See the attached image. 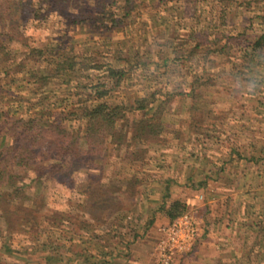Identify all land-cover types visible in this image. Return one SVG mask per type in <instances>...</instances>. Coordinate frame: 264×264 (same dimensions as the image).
Masks as SVG:
<instances>
[{
    "label": "trees",
    "instance_id": "16d2710c",
    "mask_svg": "<svg viewBox=\"0 0 264 264\" xmlns=\"http://www.w3.org/2000/svg\"><path fill=\"white\" fill-rule=\"evenodd\" d=\"M13 1L12 9L24 18L42 19L56 14L67 30L90 25L122 36L129 30L135 9L143 4L141 0ZM168 1H162L163 6ZM189 4H194V9L202 8L197 1L181 0L182 13ZM1 8L0 4V249L6 255H14L16 251L8 242L11 234L38 232L35 220L38 210L32 196L39 195V186L52 181L57 174L72 176L84 172L92 176L79 204L87 220L83 216L76 220L87 237L81 239L85 238L84 243H88L86 249L75 252L82 257L79 264H117L116 259L127 257V246L141 239L152 226L158 212L171 221L186 211L181 201L169 200L170 186L176 182L174 177L148 179L150 175L142 173L145 177L132 175L121 185L102 182L109 172L105 166L113 165L108 155L112 151L125 165L145 164L149 148L142 146L164 145L170 135L176 140L181 137L180 129L165 117L170 100H189L187 124L197 135L201 133L200 120L208 114L199 105L204 101L200 89L226 79V90L234 88L232 83L248 86L247 99L254 103L250 109L264 119V29L260 27L264 23H259V29L252 32L242 28L229 34L219 33V26H225L220 20L214 23L211 33L205 27L190 28L187 40L195 42L190 53L206 44L201 49L205 56L202 64H209L202 69L205 71L183 74L179 89L173 88L164 96L156 90H147L143 95H133L123 101L111 99V93L125 80L126 64H130L132 54L131 48H123V37L112 39L113 56L108 61L88 58L86 48L73 47L71 39H65L64 34L58 37L61 40L58 42L47 40L28 45L11 33L9 29L16 25H8L7 21L16 23L15 19L6 17L7 12L5 14ZM220 11L219 17H223V10ZM156 20L163 28L169 26L166 38L172 39L175 32L171 33V29L175 27H171L168 15ZM211 34L212 45H208ZM12 40L24 48L17 51L19 55L9 50L8 42ZM161 46L175 49L170 41ZM211 55L223 57L224 61L216 63ZM99 73H103L102 78H97ZM256 124L264 130V124ZM262 134L252 136L244 149L235 146L227 153L228 162L232 159L238 163L242 159L252 167L245 174V192L253 201L246 208L238 230L242 229L244 235L254 234L251 247L256 248L244 250L234 264L248 263L252 254L260 257L256 264L264 260V132ZM228 162L225 160L223 164ZM224 170L223 166L213 174H224L235 184L236 174L224 173ZM185 180L193 182V173H188ZM139 184L144 187L139 189ZM204 185L205 181H199L196 187ZM32 186L34 192L29 194L27 191ZM152 195L157 197L152 199ZM125 199L129 201L128 208L122 207ZM257 204L260 209H255ZM47 239L41 247L45 250V264H51L60 257L52 250L49 235ZM122 243L125 248L120 247Z\"/></svg>",
    "mask_w": 264,
    "mask_h": 264
},
{
    "label": "rangeland",
    "instance_id": "374dc122",
    "mask_svg": "<svg viewBox=\"0 0 264 264\" xmlns=\"http://www.w3.org/2000/svg\"><path fill=\"white\" fill-rule=\"evenodd\" d=\"M141 1L143 4L135 9L129 30L123 36L121 33L106 32L104 28L97 30L90 25L67 30L62 18L56 14L42 19H28L21 17L16 9H12L13 0H0V4L3 5L1 8L3 12L5 14L7 12L5 16L15 19L16 23L7 21L8 25H16L9 29L11 33L19 39L22 38L28 45H38L47 40L58 42L60 36L64 34L65 39H71L73 47L77 49L85 47L88 58L97 57L101 61H108L113 56L112 39L123 37L125 42L123 48L129 47L132 50V54L129 55L130 64L128 65V62L126 64L127 74L124 82L111 93V99L123 101L133 95H143L147 90H156L164 96V93L173 88L179 89L184 81L183 74L188 72L198 74L205 71L202 69L209 64H202L205 56L201 49L206 44L190 53L195 43L187 40L186 34L190 28L205 27L211 33L214 32V23L220 20L221 23L225 22V26L222 24L219 26V33L229 34L236 33L242 28L252 32L259 29V23H264V0H192L197 1L202 8L194 9V4H189L186 7L189 9L188 12L182 10L183 13L179 8L181 0H170L166 6L162 4L165 0ZM220 9L223 10V17H219ZM162 15H168L171 27H175L171 29V33L173 31L175 33L170 40L166 38L169 35L167 33L169 26L163 28V24L156 20ZM211 20H214L213 23H210ZM97 25L102 26L100 23ZM260 27L264 29V24ZM212 37L213 34L210 35L209 42H206L208 45H212ZM167 41L171 42L176 52L169 48L163 49L161 44ZM8 47L11 54H15L14 51L17 54V51L24 49L15 40L9 41ZM211 56L216 63L224 61L223 57ZM164 59L167 61L164 62ZM102 74H97V78H102ZM225 82L226 79H219L215 86L200 89L204 101L199 105L205 113L208 112L204 119L200 120L201 133L196 135L188 127L190 118L186 109L190 104L189 100L173 99L168 102L165 117L168 122L180 129L182 135L179 139L176 140L170 135V140L164 145L142 146L149 148L145 164L135 162L134 165H125L116 158L115 152L108 154L109 162L113 161V165L105 166L109 172L105 175L106 178H103V184L121 185V182L125 183L132 175L145 177L142 173L149 174L148 179L174 177L176 182L170 186L169 200L181 201L186 206V211L195 213L201 220L200 237L188 252L177 258L174 264H234L235 259L240 258L244 250L256 248L251 247L254 234L244 235L242 229L238 230L246 208L253 201L245 192L247 189L245 174L252 170V167L249 162L242 159L238 163L232 162V159L228 162L227 153L235 146L244 149L252 136L263 135V128H259L256 123L264 124V119L250 109L254 103L247 99L248 86L242 87L239 83H232L234 88L226 90ZM225 160L228 163L224 165ZM223 166L224 173L236 174L235 184L231 178L223 176L224 174L220 176L213 174ZM188 173H193V182H185ZM91 178L90 174L84 172L72 176L57 174L52 181L40 185L37 190L40 194L32 196L37 204L38 213L35 220L38 232L11 234L8 242L16 251L14 255H6L0 249V264H45L43 259L45 250L41 243L46 241L48 235L51 238L52 250L59 255L56 257H60V260H54L50 262L51 264L81 263L82 257L75 252L86 249L88 243H84L87 238L84 236L85 231L78 227L76 220L81 216L87 220L79 204L85 197L84 192ZM199 181H205V185L196 187ZM237 184L243 187L238 188ZM143 187L144 184H139V189ZM34 188L32 186L27 192L32 194ZM154 197L157 196H151L152 199ZM128 206L129 201L123 200L122 207ZM255 209H260V204H257ZM1 222L0 218V225ZM167 222L168 218L162 212H158L144 236L127 246V257L116 259V263L152 264L159 228ZM83 237L85 238L82 240ZM120 247L125 248V244L122 243ZM259 258L252 254L248 263L256 264ZM258 264H264V260Z\"/></svg>",
    "mask_w": 264,
    "mask_h": 264
},
{
    "label": "built area",
    "instance_id": "2783aa9c",
    "mask_svg": "<svg viewBox=\"0 0 264 264\" xmlns=\"http://www.w3.org/2000/svg\"><path fill=\"white\" fill-rule=\"evenodd\" d=\"M201 220L195 213L184 211L159 228L152 264H174L188 252L201 235Z\"/></svg>",
    "mask_w": 264,
    "mask_h": 264
}]
</instances>
